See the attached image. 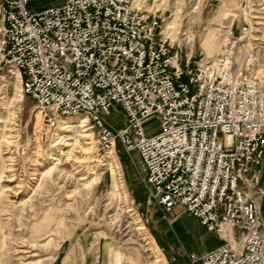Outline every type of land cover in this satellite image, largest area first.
<instances>
[{
    "label": "built area",
    "instance_id": "obj_1",
    "mask_svg": "<svg viewBox=\"0 0 264 264\" xmlns=\"http://www.w3.org/2000/svg\"><path fill=\"white\" fill-rule=\"evenodd\" d=\"M0 0V68L17 70L48 130L84 116L104 151L137 152L149 204L180 207L229 240L190 264H264V0H243L237 30L201 62L159 0ZM119 110L125 124L110 116ZM161 121L148 133L145 123ZM236 237L241 238L240 247Z\"/></svg>",
    "mask_w": 264,
    "mask_h": 264
},
{
    "label": "rangeland",
    "instance_id": "obj_2",
    "mask_svg": "<svg viewBox=\"0 0 264 264\" xmlns=\"http://www.w3.org/2000/svg\"><path fill=\"white\" fill-rule=\"evenodd\" d=\"M57 2L38 0L31 7L42 10ZM240 4L159 0L157 7L166 25L176 27L180 37L188 35L185 56L201 62L220 52L228 27H241L235 17ZM19 75L0 68V264H85L90 249L97 254L90 263L96 264H190L188 254L196 252L187 248V231L180 227L192 222L178 214L166 219L149 204L139 154L128 153L120 140L114 152L102 150L92 121L85 120L84 128L63 129L84 116L64 118L58 128L46 129L36 101L22 95ZM110 122L122 127L121 111L115 110ZM144 126L155 133L161 121L152 118ZM83 129L91 133V144L80 137ZM161 221L168 223L167 232L160 230ZM153 239L164 257L161 263ZM212 243L195 240L192 249L201 253Z\"/></svg>",
    "mask_w": 264,
    "mask_h": 264
},
{
    "label": "crops",
    "instance_id": "obj_3",
    "mask_svg": "<svg viewBox=\"0 0 264 264\" xmlns=\"http://www.w3.org/2000/svg\"><path fill=\"white\" fill-rule=\"evenodd\" d=\"M38 0H31V6H33ZM46 3L47 2H51L52 0H45ZM54 1V0H53ZM243 0H240V2H242ZM34 10H37L34 8ZM259 175H260V182H259V187L264 191V163L263 165L259 168ZM250 195L254 198H256L257 201H262V204L264 206V196H259L257 194H255L254 192H250ZM173 214H178V215H182V217H184L185 219H190L192 222L191 226H185V227H180V230H184L186 228L187 231V238L189 239V242L187 244V248L189 249V251H194L197 254H204L205 252L214 249L215 247H218L220 245H222L223 243H225V240H229V236L227 234H218L216 232L210 231L207 227H205L199 218L193 216L192 214L185 212L182 208L178 207L175 209ZM167 224L163 221L159 222V228L161 231H168L167 229ZM179 225V224H178ZM197 242V244L201 243L203 245H206L208 242H213L212 245L210 247L206 248V251H203L201 253L198 252L197 249H192L195 245L193 244V242H195V240ZM194 240V241H193ZM236 246L240 247L241 245V238L240 237H236ZM87 254L85 255V260L84 263L85 264H96L95 262L97 261H93V263H90V257L94 256V254L97 256V254L94 252L92 253V250H87L86 252ZM180 264L182 260H179Z\"/></svg>",
    "mask_w": 264,
    "mask_h": 264
},
{
    "label": "bare ground",
    "instance_id": "obj_4",
    "mask_svg": "<svg viewBox=\"0 0 264 264\" xmlns=\"http://www.w3.org/2000/svg\"><path fill=\"white\" fill-rule=\"evenodd\" d=\"M17 81H21V79H20V75L18 76V80ZM86 119H84L81 123H79L78 125H74V124H72L73 122H75V121H73V122H70V124H68V126H64L63 127V129H66V128H68V127H75V126H80V127H82V128H84L85 127V125L83 124V122L85 121ZM64 123H66V121H64ZM69 131L71 130V129H68ZM86 131H88V129H83L81 132V134H80V137L82 138V139H84L86 142H85V144H91L92 143V141H88L87 140V138H89L91 135V133H89V132H86ZM65 137H68V139H70L71 137H69V135H65ZM77 141V140H76ZM72 144H74V143H70V142H68V145H72ZM88 148H91V147H88ZM112 152H114L115 150H111ZM110 163H111V170H112V174L113 175H116V165H114V163H112L111 161H110ZM115 183V182H114ZM19 186V185H18ZM116 188H118V191L121 189V184H119L118 182L116 183ZM115 188V189H116ZM130 210H132V209H129V211ZM142 229V228H141ZM153 241H154V245H155V247H156V251H157V254H156V257H157V259H156V262H159V263H161L163 260H164V257H163V255L161 254L162 252H160L159 251V247H158V245H157V242L155 241V239H153Z\"/></svg>",
    "mask_w": 264,
    "mask_h": 264
}]
</instances>
